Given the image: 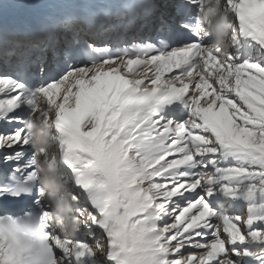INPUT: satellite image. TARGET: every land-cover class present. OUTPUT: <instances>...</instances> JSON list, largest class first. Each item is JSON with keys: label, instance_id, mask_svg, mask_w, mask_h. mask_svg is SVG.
<instances>
[{"label": "snow or ice", "instance_id": "obj_1", "mask_svg": "<svg viewBox=\"0 0 264 264\" xmlns=\"http://www.w3.org/2000/svg\"><path fill=\"white\" fill-rule=\"evenodd\" d=\"M0 264H264V0H0Z\"/></svg>", "mask_w": 264, "mask_h": 264}, {"label": "bare ground", "instance_id": "obj_2", "mask_svg": "<svg viewBox=\"0 0 264 264\" xmlns=\"http://www.w3.org/2000/svg\"><path fill=\"white\" fill-rule=\"evenodd\" d=\"M13 10V13L15 15H25V16H30L32 13H33V10H30V9H25V8H12ZM16 9H19V10H16ZM20 9H25L23 11H21Z\"/></svg>", "mask_w": 264, "mask_h": 264}, {"label": "clouds", "instance_id": "obj_3", "mask_svg": "<svg viewBox=\"0 0 264 264\" xmlns=\"http://www.w3.org/2000/svg\"><path fill=\"white\" fill-rule=\"evenodd\" d=\"M45 184H46V187L49 188V190H52L54 188L58 190L60 187L59 183H56L53 185V184H49L47 181H45ZM57 211L60 212L61 214H65V210L63 208H58Z\"/></svg>", "mask_w": 264, "mask_h": 264}]
</instances>
